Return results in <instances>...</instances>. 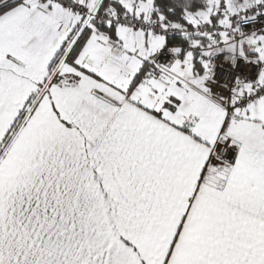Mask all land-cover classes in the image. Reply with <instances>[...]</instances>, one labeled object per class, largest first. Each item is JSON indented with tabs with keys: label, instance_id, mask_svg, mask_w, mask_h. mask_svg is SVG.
I'll use <instances>...</instances> for the list:
<instances>
[{
	"label": "snow or ice",
	"instance_id": "obj_1",
	"mask_svg": "<svg viewBox=\"0 0 264 264\" xmlns=\"http://www.w3.org/2000/svg\"><path fill=\"white\" fill-rule=\"evenodd\" d=\"M0 264H264V0H0Z\"/></svg>",
	"mask_w": 264,
	"mask_h": 264
}]
</instances>
